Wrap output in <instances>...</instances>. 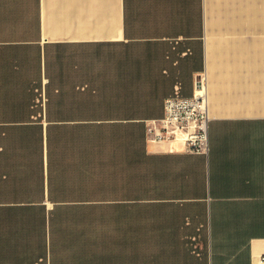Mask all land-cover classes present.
I'll return each instance as SVG.
<instances>
[{"label": "crops", "instance_id": "0c3cea01", "mask_svg": "<svg viewBox=\"0 0 264 264\" xmlns=\"http://www.w3.org/2000/svg\"><path fill=\"white\" fill-rule=\"evenodd\" d=\"M201 74L209 152L149 142ZM262 255L264 0H0V264Z\"/></svg>", "mask_w": 264, "mask_h": 264}, {"label": "built area", "instance_id": "2783aa9c", "mask_svg": "<svg viewBox=\"0 0 264 264\" xmlns=\"http://www.w3.org/2000/svg\"><path fill=\"white\" fill-rule=\"evenodd\" d=\"M148 141L170 145V151L209 152V100L207 76L197 78L193 96L175 95L165 101L161 119L147 121ZM257 264H264V255Z\"/></svg>", "mask_w": 264, "mask_h": 264}, {"label": "rangeland", "instance_id": "374dc122", "mask_svg": "<svg viewBox=\"0 0 264 264\" xmlns=\"http://www.w3.org/2000/svg\"><path fill=\"white\" fill-rule=\"evenodd\" d=\"M257 36H260V37H262V35H257Z\"/></svg>", "mask_w": 264, "mask_h": 264}]
</instances>
